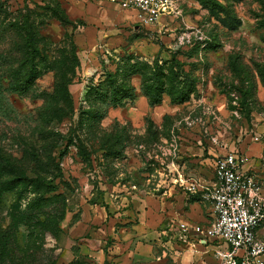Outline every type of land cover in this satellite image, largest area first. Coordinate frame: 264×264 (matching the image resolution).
<instances>
[{"label":"rangeland","instance_id":"374dc122","mask_svg":"<svg viewBox=\"0 0 264 264\" xmlns=\"http://www.w3.org/2000/svg\"><path fill=\"white\" fill-rule=\"evenodd\" d=\"M174 8L144 26L114 0H0V152L31 174L32 150L49 151L48 195L58 194L41 208L27 207L23 185L2 194L0 264L219 263L205 235L204 158L243 151L264 196V0ZM29 30L35 76L12 91V74L30 70ZM109 72L132 97L110 101L109 82L99 84ZM154 72L164 82L156 103ZM181 86L189 97L171 100ZM33 214L44 220L38 247L26 246Z\"/></svg>","mask_w":264,"mask_h":264},{"label":"built area","instance_id":"2783aa9c","mask_svg":"<svg viewBox=\"0 0 264 264\" xmlns=\"http://www.w3.org/2000/svg\"><path fill=\"white\" fill-rule=\"evenodd\" d=\"M122 9L134 12L144 26H156L175 15L174 0H114ZM212 141L219 143L216 137ZM247 156L229 150L213 159V178L200 187L210 206L211 217L205 235L219 243L218 264H264V239L256 229L264 224L262 188L245 168Z\"/></svg>","mask_w":264,"mask_h":264},{"label":"trees","instance_id":"16d2710c","mask_svg":"<svg viewBox=\"0 0 264 264\" xmlns=\"http://www.w3.org/2000/svg\"><path fill=\"white\" fill-rule=\"evenodd\" d=\"M32 31L29 30V38L25 39L22 43L24 49L26 50V62L30 64V70L28 74L21 75L20 73H13L11 80L8 82V88L12 91L24 92L28 89V84L35 76L34 70V58L35 53L37 52V47L35 42L32 40ZM155 78H152L153 82L156 81V84H150L147 87V93L149 94L150 102L156 103L161 99V93L164 91L160 89L161 85H164L163 80L161 81L160 76L154 72L153 75ZM109 82L110 87L112 88L110 101L113 104H118L123 99L132 97L133 88L128 84L117 81V77L113 75L111 72L107 73L105 79H103L99 84ZM176 94L171 97V100L183 102L185 101L191 92V88L185 89L183 86L181 88L176 89ZM169 93V92H167ZM171 93V92H170ZM169 93V94H170ZM102 96H107V93L101 94ZM60 135V134H58ZM54 137V139H58L59 136ZM51 146V145H50ZM49 148V147H48ZM42 156V158H41ZM30 159L35 161L36 166L30 170L31 174H26L25 172H21L15 162L19 159H11L9 156L4 155L0 152V200L1 196L4 192L8 190H12L17 186L23 185L28 192L34 194V196L28 201V208H41L43 205H47V202H51L58 196V194L48 195L51 191L54 190V185L51 181V170L54 169L55 163L53 162V157L49 151L42 150L40 152L35 151L34 149L30 153ZM47 180V181H46ZM35 219L34 222L32 220ZM18 222H16L17 224ZM27 225V242L26 246L28 247H38L35 243L37 238V232L34 233L33 229L37 228L38 231L43 227L44 220L39 219L38 214H33L29 216V220L24 222ZM12 228V227H11ZM16 228H14L15 230ZM9 230H11L9 228ZM14 237V235H12ZM16 239V237L14 238ZM16 241V240H15ZM11 240L12 251L18 248L17 243ZM3 242V241H2ZM9 242V239H8ZM1 247V246H0ZM2 248V247H1ZM17 252V250H15ZM1 252H4L1 250ZM48 263L45 264H54V259L49 258ZM16 264V263H13ZM68 264H81L79 261L75 260Z\"/></svg>","mask_w":264,"mask_h":264},{"label":"crops","instance_id":"0c3cea01","mask_svg":"<svg viewBox=\"0 0 264 264\" xmlns=\"http://www.w3.org/2000/svg\"><path fill=\"white\" fill-rule=\"evenodd\" d=\"M116 5H117V4H116ZM117 7H118L120 13H121L124 17H126V19L128 18V19H130V20H132V21H135V19H134V12H133L132 10H130V9H122V8H120L118 5H117ZM123 16H122V17H123ZM123 19H124V18H123ZM161 20H162V19H161ZM135 22H136V21H135ZM242 152H243V151H242ZM204 160H208L207 163H208V165L210 166V167L207 166V167H209V171H208L209 177H208V179H207V182L209 181V183H210V182L212 181V178H213V162H211L210 157L204 158ZM245 168L248 170L249 173H252L251 170L255 169V168L251 167V164L249 165V162H248L247 165L245 164ZM210 169H211V170H210ZM261 192H262V195H263V190H261ZM209 208H210V206H209ZM210 210H211V209H210ZM210 212H211V211H210ZM210 214H211V213H210ZM256 235H257L258 238L264 239V224L260 225V226L256 229Z\"/></svg>","mask_w":264,"mask_h":264}]
</instances>
